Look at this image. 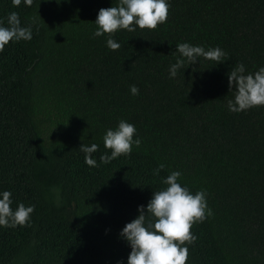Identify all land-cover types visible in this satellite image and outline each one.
<instances>
[{
	"label": "trees",
	"instance_id": "16d2710c",
	"mask_svg": "<svg viewBox=\"0 0 264 264\" xmlns=\"http://www.w3.org/2000/svg\"><path fill=\"white\" fill-rule=\"evenodd\" d=\"M168 3L166 23L118 30L113 51L93 33L118 0H0L3 26L17 12L32 28L30 41L0 52V199L9 191L13 210L35 206L28 226H0V264H127L120 233L172 171L193 194L206 191L213 213L192 226L187 264H264V106H227L230 71L264 67V0ZM185 42L228 57L185 60L170 78ZM122 119L141 144L103 164V136ZM82 144L99 145V167Z\"/></svg>",
	"mask_w": 264,
	"mask_h": 264
},
{
	"label": "clouds",
	"instance_id": "9594fccd",
	"mask_svg": "<svg viewBox=\"0 0 264 264\" xmlns=\"http://www.w3.org/2000/svg\"><path fill=\"white\" fill-rule=\"evenodd\" d=\"M22 0H12L14 7H19ZM31 7L34 0H23ZM170 4L168 0H118L117 6L101 8L95 24L97 30L95 37L108 35L107 47L113 51L120 49L121 45L111 37L118 30L128 32L140 29L155 30L168 20ZM0 20V52H3L9 42L30 41L32 28L22 26L19 14L11 12L7 17V27ZM179 57L169 69L170 78L177 75L178 69L188 64H194L203 57L206 60L222 63L228 54L220 47L205 50L203 46H193L187 42L176 45ZM229 90L235 88L234 101H228L231 112H241L257 106H264V67L254 74L245 75L243 63L228 74ZM132 95H139L137 86L130 87ZM137 129L135 125L120 120L115 129H108L103 136L104 147L111 150V155L102 154L100 162L108 164L121 155L130 156L133 145L139 147L141 140L134 139ZM84 153L85 163L90 167H99L93 158V153L99 150V145L90 146L82 144L80 149ZM165 167L160 164L154 170L155 175ZM181 172L172 171L164 180L166 187L155 191L147 204L146 210L142 205L138 208L139 215L122 229L120 236L131 247L127 264H187L189 248L197 237L191 229L194 224L203 223L212 216V210L207 203L206 191H197L193 194L187 187L178 182ZM11 192L4 191L0 199V226L15 228L30 224L33 206L20 203L13 210ZM120 264V262H118Z\"/></svg>",
	"mask_w": 264,
	"mask_h": 264
}]
</instances>
